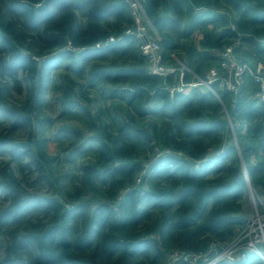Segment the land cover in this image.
I'll use <instances>...</instances> for the list:
<instances>
[{"label": "clouds", "instance_id": "obj_1", "mask_svg": "<svg viewBox=\"0 0 264 264\" xmlns=\"http://www.w3.org/2000/svg\"><path fill=\"white\" fill-rule=\"evenodd\" d=\"M0 264H264V0H0Z\"/></svg>", "mask_w": 264, "mask_h": 264}]
</instances>
